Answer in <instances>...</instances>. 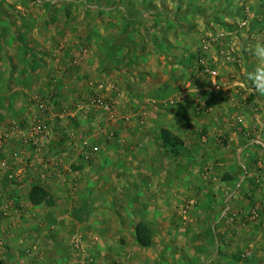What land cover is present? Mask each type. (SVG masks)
Masks as SVG:
<instances>
[{"label": "rangeland", "instance_id": "1", "mask_svg": "<svg viewBox=\"0 0 264 264\" xmlns=\"http://www.w3.org/2000/svg\"><path fill=\"white\" fill-rule=\"evenodd\" d=\"M219 1L217 11L247 6L251 15L248 26L216 42L207 59L242 68L235 42L250 40V4ZM143 2L130 8L123 0H0V264H264L263 164L234 161L232 148L231 162L223 165L217 151L229 150V137L219 126L183 131V145L172 154L160 132L173 129V115L189 105L191 116L203 120L202 94L178 101L139 96L136 83L144 74L156 80L160 67L154 57L149 73L135 65L137 55L147 53L136 47L146 41L137 21L127 22L122 12L160 10V0ZM113 20L127 22V38L118 34L116 43H128L125 55L135 65L119 72L108 64L121 52L108 47ZM193 37L196 52L203 38ZM218 44H232L235 61L218 57ZM198 66L183 69L185 81L194 73L198 81L210 79ZM97 97L107 110L96 106ZM237 102L252 106L246 97ZM231 171L235 181L215 195ZM34 185L50 192L53 206L29 202ZM138 222L151 232L148 248L135 241Z\"/></svg>", "mask_w": 264, "mask_h": 264}, {"label": "crops", "instance_id": "2", "mask_svg": "<svg viewBox=\"0 0 264 264\" xmlns=\"http://www.w3.org/2000/svg\"><path fill=\"white\" fill-rule=\"evenodd\" d=\"M123 1L129 2L131 4L129 6L130 8L132 3L138 2V0ZM139 1L141 4L144 3V0ZM247 1L252 11L251 21L247 30V38H250V40L243 38L235 42V48L237 51L240 49L242 56L245 58L244 67L239 68L241 66L238 67L233 64H228L221 59L217 60L212 57L213 60L210 59L209 64L216 67L218 71L219 75L217 81L210 80L211 78L198 81L195 73L192 79L185 81L183 69L188 67L190 68V72H193L195 62L199 65V46L206 40L212 39L220 28L226 27L232 30L233 26L241 17L239 10H231L232 12L225 9L224 11L221 10V12L217 11V6L220 4L219 0H160V10L155 13L150 14L145 7L136 15L130 9H126V7L122 13L123 19L127 22L133 20L137 21V24L140 25L142 29H140V34L143 35L145 38L144 41H146V44H139L141 46L136 47L137 51L139 49L143 52L147 51V53L137 55L135 65L139 66V68L143 65V69L149 73L148 66L151 64L148 60L154 57L156 64L160 67V74L157 76L156 80L150 79V74H147V76L144 74L146 79L136 83L139 90L141 89L142 91H138L139 96L147 97L152 101H160L165 98L175 99L177 101L179 99L184 100L183 97L185 94L191 97H195L194 95L197 94H202L203 96V105L200 108L202 110V116H205L203 120L194 119L191 116L189 112L190 100H188V98V111H185V107H183L184 109L181 108V110H178L175 115H173L174 117H172L174 121V126H172L173 129L168 127L167 129H172V133L182 139L181 135H183V131L184 133L192 131V129L197 128V126L209 131H217V126L222 127L221 130L227 133L226 136L229 137L227 141L229 150L225 148L223 151H217V153H219V160L223 165L227 160V162H231L229 161L232 156L230 154V149L235 148L234 161L236 158L238 161L242 158L247 163L257 162L264 166V139L258 140V138H254L259 137L261 133L264 135V95L257 91L254 83L249 79L250 73H253L257 68H264V64H261L257 59L252 47L257 41L264 43V0ZM168 3H171L170 8L167 6ZM195 5L199 7V12L192 10V7H195ZM220 8H222V6H219V9ZM113 14H115V12L111 13V15ZM152 16H154V18H152ZM147 18L150 22L145 21V23H143V20H147ZM152 20L153 22H151ZM167 20L172 21L167 22ZM127 22L122 23L121 21L116 22L113 20L109 22L107 28L111 31L109 35L112 36L108 40V47L112 48L113 51H121L119 53L123 55V60L120 64L115 63L116 59H120L121 57L119 53L109 57L108 64L109 67L112 68L111 72L117 71V67L119 66L122 68L126 67L129 62L130 65L135 66L128 55H125L126 51L132 49L127 47L128 43H125V41L124 43H116V36L118 34H124L127 38L128 35H126L124 29ZM149 23L151 26H148ZM195 35L202 36L198 38H203L197 45L195 49L197 50L196 52L193 50V46L196 44V38L193 37ZM148 36L154 38V44L148 42ZM129 39H131V36L126 40L130 42L131 40ZM212 47L216 48L217 44H212L209 50L210 53L214 50ZM153 51H155L154 55L152 54ZM150 52L151 55H149ZM143 56L146 57L145 61L143 60ZM117 72H119V70ZM197 73L200 74L201 72ZM117 77L122 78L121 80L124 79V77L119 74ZM67 80L73 81L74 79L70 78ZM138 84L142 85L143 89L140 88ZM64 86L63 87L67 91L68 84L66 83ZM25 90H27V88H24V91ZM24 93L22 94L24 95ZM244 97H246L249 102H252L251 107L244 105L242 102H237L239 100L241 101ZM231 100L234 102H231ZM183 105L185 106V104ZM1 112L3 116H10L7 108L2 109ZM221 118H223L226 124L221 121ZM229 118H233L234 120L231 122L228 120ZM139 129H137V131ZM237 129L242 132L249 131V135H253V133L255 135L253 139H247L244 138L243 135H240L239 132L236 131ZM248 149L251 152L245 154ZM240 150L241 153H239ZM144 157L146 158V155ZM234 175L235 172L233 171L229 172V174H225V181L222 183L223 186L220 188L219 192H214L215 195H219L220 191H224L227 184H232L235 181ZM262 177L263 175L260 178ZM207 194H210L211 197L213 195L210 191H208Z\"/></svg>", "mask_w": 264, "mask_h": 264}, {"label": "built area", "instance_id": "3", "mask_svg": "<svg viewBox=\"0 0 264 264\" xmlns=\"http://www.w3.org/2000/svg\"><path fill=\"white\" fill-rule=\"evenodd\" d=\"M242 14H243V18L238 22L236 29L232 31L218 30L212 39L206 40L199 46V49H198L199 55H200L199 65H200V72L202 74L208 76L209 78L213 80L217 77L218 75L217 70L215 67L209 64V60L207 59L206 54L209 52L213 43H216V42L218 43L222 41L228 35H232V34L235 35L239 31V29H242V28L244 29L248 26L249 17L251 14L247 6H243ZM220 45L218 46L217 51H216L217 56L226 61H235L234 46L232 44H230L228 47L227 45L225 47L220 46ZM95 104L96 106L106 109V110L109 108V105L100 97H97L95 99Z\"/></svg>", "mask_w": 264, "mask_h": 264}, {"label": "trees", "instance_id": "4", "mask_svg": "<svg viewBox=\"0 0 264 264\" xmlns=\"http://www.w3.org/2000/svg\"><path fill=\"white\" fill-rule=\"evenodd\" d=\"M241 15L242 11H240ZM162 144L170 149L172 154H177L180 147L183 145L181 138L173 135L169 130L162 129L160 132ZM29 202L32 205L45 204L47 206H53L54 200L52 195L48 190L39 185H34L31 187L28 193ZM135 241L137 245L141 248H148L152 244L151 232L143 222H138L135 226L134 233Z\"/></svg>", "mask_w": 264, "mask_h": 264}, {"label": "clouds", "instance_id": "5", "mask_svg": "<svg viewBox=\"0 0 264 264\" xmlns=\"http://www.w3.org/2000/svg\"><path fill=\"white\" fill-rule=\"evenodd\" d=\"M252 47L257 59L261 64H264V43L257 41ZM249 79L254 82L257 91L264 95V68H257L253 73H250Z\"/></svg>", "mask_w": 264, "mask_h": 264}]
</instances>
